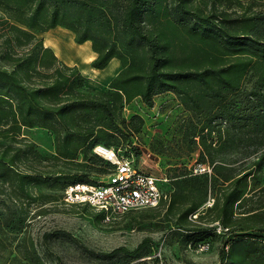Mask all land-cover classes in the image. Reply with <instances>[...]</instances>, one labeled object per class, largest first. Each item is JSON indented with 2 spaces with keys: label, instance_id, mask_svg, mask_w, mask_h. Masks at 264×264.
Returning a JSON list of instances; mask_svg holds the SVG:
<instances>
[{
  "label": "rangeland",
  "instance_id": "obj_1",
  "mask_svg": "<svg viewBox=\"0 0 264 264\" xmlns=\"http://www.w3.org/2000/svg\"><path fill=\"white\" fill-rule=\"evenodd\" d=\"M175 1L156 0V10L147 15L145 29L170 43L172 67H223L235 88H222L212 78L207 86L191 82L185 94L171 90L158 94L153 106L140 97L126 105L127 117L139 113L145 123L142 131L133 136V143L125 142V146L138 147L137 163L146 170L156 175L166 173L172 178L170 196L158 207L109 218L88 205L66 204L62 194L70 179L65 172L82 168L99 179L103 176L101 162L84 153L73 162L61 159L53 133L44 127L26 128L18 140L0 134V153L10 144V153L16 154L12 179L0 176V264L25 263L27 248H35L47 264H221L220 253L227 234L223 223L215 220L217 210L213 207L225 191L222 186L228 182L222 177L212 181L211 177L216 168L222 173L242 170L257 159L260 149H256L252 139L241 141L240 135L244 133L234 134L233 127L240 118L224 117L226 113L211 118L222 114L224 99L233 101V111L243 112L241 107L256 89L264 64L254 68L250 57L227 53L212 38L199 36L177 23L170 14ZM188 4L205 15L217 17L218 23L236 32L248 31L253 22L250 17L264 11V0H188ZM5 18L6 13L0 7V22ZM39 36L48 44L55 43L52 46L55 51L58 48L56 53L62 61L81 69L88 77L87 87L100 89L103 83L100 72L92 71L90 44L84 49L89 52L80 58L78 52L77 56L70 54V48L80 46L62 26ZM88 72L97 74V78ZM218 90L222 92L219 97L213 95ZM210 98L215 103L212 111L207 107ZM205 133H209L208 139L203 142ZM202 157L210 164V171L196 170L204 161ZM29 173L51 174L55 179L37 185L23 176ZM184 177H190L189 181H184ZM251 182L259 183L250 193L253 202L264 203V170L258 171ZM194 206L196 209L190 211ZM243 210L244 207L236 206V217H241ZM260 212L255 225L261 226L264 210ZM192 227L214 228L215 232L210 230L212 233L206 234L196 246L193 240H188L191 233L188 228ZM146 239L145 248L150 251L140 258H127L121 251L109 253L121 246L134 249Z\"/></svg>",
  "mask_w": 264,
  "mask_h": 264
},
{
  "label": "trees",
  "instance_id": "obj_2",
  "mask_svg": "<svg viewBox=\"0 0 264 264\" xmlns=\"http://www.w3.org/2000/svg\"><path fill=\"white\" fill-rule=\"evenodd\" d=\"M0 7L6 13L0 22V134L18 140L26 128H47L54 135L58 157L73 162L84 153L101 162L103 175L110 172L113 164L94 152L96 145L140 154L138 147L125 146V142L133 143V136L142 131L145 123L139 113L130 117L124 113L134 98L140 97L153 106L158 94L170 90L185 94L191 82L207 86L212 78L222 88H235L223 67H172L170 43L144 26L147 15L156 10V0H0ZM170 14L192 33L212 38L227 53L250 57L254 68L264 64V11L250 17L253 22L245 32L230 30L218 23L217 17L194 10L188 0H176ZM57 26L73 31L78 43L92 42L97 52L91 61L93 67L104 68L114 57L120 59L122 67L107 86L87 87L88 77L81 69L62 61L53 47L45 45L39 33ZM256 84L246 105L241 107L243 112L233 111V101L224 99L222 114L211 118L214 120L223 113L224 117L240 118L233 127L234 134L244 133L240 140L252 139V144L260 149L257 159L242 170L222 173L216 168L211 177L212 181L222 177L228 182L222 186L225 191L213 207L217 210L215 220L223 223L227 234L221 248V264H264V225H255L264 203H254L250 194L259 187L251 179L264 170V71ZM213 95L219 97L222 92L218 90ZM209 100L207 107L212 111L215 103ZM208 134L203 135V142ZM10 148L9 144L0 153V176L6 180H11L16 172V154H11ZM202 159L199 164L210 166L205 157ZM65 175L70 179L65 188L71 183L97 180L82 168ZM23 176L37 185L55 179L51 174ZM205 176L210 177L208 173ZM171 183L172 178L163 185L169 196L173 190ZM236 206L244 207L241 217H236ZM195 209L196 206L190 211ZM188 229L191 231L188 240H193L196 246L206 234L215 232L214 228ZM147 243L146 239L134 249L121 246L109 253L121 251L134 260L150 251L145 248ZM24 256L23 264H47L35 248H27Z\"/></svg>",
  "mask_w": 264,
  "mask_h": 264
},
{
  "label": "built area",
  "instance_id": "obj_3",
  "mask_svg": "<svg viewBox=\"0 0 264 264\" xmlns=\"http://www.w3.org/2000/svg\"><path fill=\"white\" fill-rule=\"evenodd\" d=\"M94 152L110 161L113 167L95 182H75L63 191V201L70 205H88L103 212L106 217L129 211L157 207L169 197L163 185L171 178L162 173L146 170L137 163V157L121 149L98 144ZM210 171L207 164H199L196 170Z\"/></svg>",
  "mask_w": 264,
  "mask_h": 264
},
{
  "label": "crops",
  "instance_id": "obj_4",
  "mask_svg": "<svg viewBox=\"0 0 264 264\" xmlns=\"http://www.w3.org/2000/svg\"><path fill=\"white\" fill-rule=\"evenodd\" d=\"M58 27H60V26L51 28V29L47 30L46 32L49 33L50 31H53V30L57 29ZM63 28H65V27H63ZM65 29L68 30L69 32H71L73 34L74 39H75L74 32L71 31V30H69V29H67V28H65ZM44 42H45V45H47V46H51V47L55 46V43H53V42L52 43L50 42V44H48L46 39H44ZM76 43L80 47L74 46V47L70 48V54H72L73 56H77L79 54V57L80 58H83L85 56V53H88L89 52V50L86 51V52L84 50L88 46V44L91 45V50H92V53H93V56L91 55L92 58H95L97 56V52L93 49L92 42L90 40H86L83 43H78V42H76ZM56 51H57V53H59L58 48H56ZM75 52H78V54H75ZM84 61L86 62L87 60L84 59ZM121 67H122V65H121L120 59L114 57L104 68H95V67H93L92 68L93 69L92 71H95V72L96 71L97 72L99 71L100 72L99 75L101 76V79H102L101 82L103 83V84H101V88H103V87H105V86H107L109 84V82L111 81V79L120 71ZM88 73H90L91 75H94V77L97 78V74H93L92 72H88Z\"/></svg>",
  "mask_w": 264,
  "mask_h": 264
}]
</instances>
